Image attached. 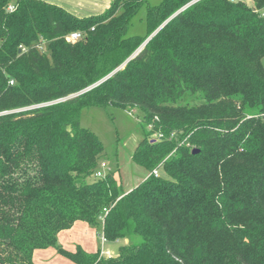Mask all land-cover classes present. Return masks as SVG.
Segmentation results:
<instances>
[{"label": "trees", "instance_id": "trees-1", "mask_svg": "<svg viewBox=\"0 0 264 264\" xmlns=\"http://www.w3.org/2000/svg\"><path fill=\"white\" fill-rule=\"evenodd\" d=\"M252 1L112 0L77 18L0 0V264L48 248L74 264H264V0ZM142 8L144 33L127 36ZM91 107L141 113L131 160L147 177L130 191L96 177L105 149L80 126ZM76 222L127 244L66 251L57 235Z\"/></svg>", "mask_w": 264, "mask_h": 264}, {"label": "rangeland", "instance_id": "rangeland-1", "mask_svg": "<svg viewBox=\"0 0 264 264\" xmlns=\"http://www.w3.org/2000/svg\"><path fill=\"white\" fill-rule=\"evenodd\" d=\"M160 1L147 0V4L155 6ZM239 1L244 2L248 6L253 5L252 0ZM143 18L144 8L131 21L127 36L141 35L144 33ZM262 65L264 68V59L262 60ZM186 102L188 104H197L199 100L198 98L188 97L184 103ZM140 121L141 113L138 109L122 110L112 107H91L84 109L80 116V126L95 134L105 149L102 160L103 165L100 171L104 174L107 171L113 172L124 191H130L135 188L147 176V172L131 160L132 153L142 139ZM61 236L64 246L57 238L58 246L69 252H74L77 247L81 248L80 241L85 239H92L99 249L102 245L101 230L91 228L88 225H76L73 229L62 233ZM131 242L140 243V238L133 237ZM126 244L127 242L125 240L105 243L104 249L108 250L110 257H115L118 254L119 247ZM32 260L34 264H74L69 259L59 255L54 248L39 251Z\"/></svg>", "mask_w": 264, "mask_h": 264}, {"label": "crops", "instance_id": "crops-1", "mask_svg": "<svg viewBox=\"0 0 264 264\" xmlns=\"http://www.w3.org/2000/svg\"><path fill=\"white\" fill-rule=\"evenodd\" d=\"M42 1L56 5L57 7L64 9L65 11L69 12L70 14L74 15L77 18H85L89 16L99 15L102 12H104L112 2V0H42ZM76 225H87V224L83 222H76L70 228V230L73 229ZM67 231L69 230L61 231L60 233H58L57 236V238L59 239V241H61V244L63 246L64 244L62 243L63 239L61 235L62 233H65ZM80 242H81V248L88 253H94L99 250V248L95 245L92 239H85ZM39 251L41 250H37L34 252L33 258L36 257V254Z\"/></svg>", "mask_w": 264, "mask_h": 264}, {"label": "built area", "instance_id": "built-area-1", "mask_svg": "<svg viewBox=\"0 0 264 264\" xmlns=\"http://www.w3.org/2000/svg\"><path fill=\"white\" fill-rule=\"evenodd\" d=\"M228 1H237V0H228ZM195 2V1H194ZM9 11H12L13 9H14V7L11 5V6H9ZM259 13H260V15L262 16V17H264V8L263 9H261L260 11H259ZM81 38V36H80V34L79 33H72V34H70V35H68L67 37H66V40L67 41H75V40H78V39H80ZM158 138H161L162 136L161 135H158L157 136ZM171 137V136H170ZM152 174L154 175V176H157L158 175V172H157V170H153L152 171ZM101 175H102V173H101V171H99V172H97L96 173V177H101ZM105 243H107L106 242V240H105V238L103 237V236H101V248H100V250H99V256H105V257H110V254H109V252H108V250H105L104 249V244Z\"/></svg>", "mask_w": 264, "mask_h": 264}, {"label": "water", "instance_id": "water-1", "mask_svg": "<svg viewBox=\"0 0 264 264\" xmlns=\"http://www.w3.org/2000/svg\"><path fill=\"white\" fill-rule=\"evenodd\" d=\"M149 39H150V38H149ZM141 48H142V47H141ZM141 48H140V49H141ZM140 49L137 50V51L132 55L131 58H133V57H134V56L140 51ZM192 153L195 154V153H197V151H196V150H193Z\"/></svg>", "mask_w": 264, "mask_h": 264}]
</instances>
